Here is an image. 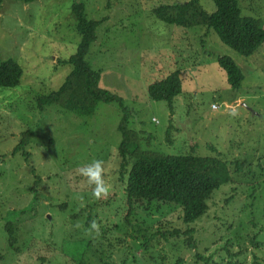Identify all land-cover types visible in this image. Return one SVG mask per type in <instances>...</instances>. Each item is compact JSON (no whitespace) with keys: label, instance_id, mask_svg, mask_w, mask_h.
<instances>
[{"label":"rangeland","instance_id":"1","mask_svg":"<svg viewBox=\"0 0 264 264\" xmlns=\"http://www.w3.org/2000/svg\"><path fill=\"white\" fill-rule=\"evenodd\" d=\"M77 1L88 18L103 20L87 61L100 71V88L119 96L124 110L99 102L93 115L81 117L40 104L71 72L59 60L81 42L72 13ZM185 1H2L0 64L15 60L23 75L19 85L0 88V264H196L197 253L208 264H264V43L245 57L213 30L169 25L153 12ZM199 2L209 13L216 9L212 0ZM238 3L243 16L264 28V0ZM220 56L242 69L239 89L229 84ZM176 70L182 92L171 110L151 99L148 87ZM125 115L143 153L227 162L231 179L201 219L185 224L180 208L157 210L156 201L151 210L143 209L147 201L130 209L120 180ZM22 139L25 146L13 153ZM93 160L103 161L108 191L101 198L79 172ZM8 222L17 226L12 244Z\"/></svg>","mask_w":264,"mask_h":264},{"label":"trees","instance_id":"2","mask_svg":"<svg viewBox=\"0 0 264 264\" xmlns=\"http://www.w3.org/2000/svg\"><path fill=\"white\" fill-rule=\"evenodd\" d=\"M2 1L0 0V5ZM16 1L28 4L35 0ZM212 1L216 9L210 13L201 6L199 0L163 4L153 12L169 25L184 28L205 27L208 31L213 30L225 45L242 56L249 57L255 54L264 43V28L261 27L259 20L243 16L238 0ZM72 13L77 21L76 29L81 36V42L74 55L67 60H59L60 63L70 65L71 72L58 90L40 98V104L60 105L81 117L93 115L99 102H117L124 110L123 100L119 96L100 88V71L93 69L87 61L90 47L97 40V29L103 20L88 18L82 1L73 4ZM218 63L226 71L231 87L239 89L245 76L238 64L229 56H220ZM22 75L23 69L15 60L2 62L0 88L19 85ZM148 92L151 99L166 101L172 110L175 97L182 92L180 71L176 70L163 80L152 83L148 87ZM127 121L125 115L119 126L122 134L119 155L122 159L120 180L124 183L125 201L130 209L132 210L136 205L140 207L139 203L147 201L148 204L143 209L151 210L155 206L151 203L156 201L157 210L162 206L180 208L185 224L201 219L209 210V201L214 192L231 179L227 162L220 157L199 156L194 153L180 155L143 153L138 143L134 146L135 139L126 126ZM25 144L26 139H22L13 153L18 152ZM131 210L126 216L128 224L131 223L132 217H129ZM5 229L10 234L11 244L17 241L14 238L17 226L8 222L5 224ZM110 231L107 230L106 233ZM189 234L190 237L186 242L191 244L193 238L191 233ZM102 238L105 239L104 234ZM143 241L142 246L147 247L149 240L145 235ZM196 259L208 264L207 259L199 253L196 254ZM179 261V264H182V260Z\"/></svg>","mask_w":264,"mask_h":264},{"label":"clouds","instance_id":"3","mask_svg":"<svg viewBox=\"0 0 264 264\" xmlns=\"http://www.w3.org/2000/svg\"><path fill=\"white\" fill-rule=\"evenodd\" d=\"M79 172L82 176L86 177L88 182L91 185H94L92 189V195L95 198H101L104 196L108 189L104 181V168L103 161L93 160L91 163L87 164L84 167L79 169ZM92 227L95 228V224H92Z\"/></svg>","mask_w":264,"mask_h":264}]
</instances>
